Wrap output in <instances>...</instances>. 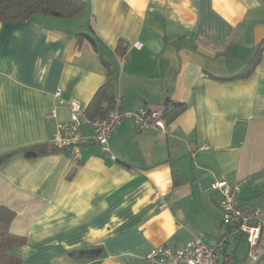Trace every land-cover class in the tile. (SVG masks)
<instances>
[{
	"label": "crops",
	"instance_id": "1",
	"mask_svg": "<svg viewBox=\"0 0 264 264\" xmlns=\"http://www.w3.org/2000/svg\"><path fill=\"white\" fill-rule=\"evenodd\" d=\"M83 1L70 18L0 22V151H16L0 163V205L15 212L9 254L21 264H148L151 249L200 238L222 241L226 264H264V244L253 258L223 223L213 187L238 186L239 206L260 208L264 221V51L248 77L228 79L264 39V0ZM109 71L122 110L185 109L165 133L121 120L108 152L56 149L66 101L86 108ZM38 143L55 150L19 151ZM93 245L98 256H71Z\"/></svg>",
	"mask_w": 264,
	"mask_h": 264
},
{
	"label": "built area",
	"instance_id": "2",
	"mask_svg": "<svg viewBox=\"0 0 264 264\" xmlns=\"http://www.w3.org/2000/svg\"><path fill=\"white\" fill-rule=\"evenodd\" d=\"M138 47L139 44L135 43ZM59 103L60 89L55 91ZM68 118L58 122L51 142L60 149L76 153L81 145L96 143L105 152L109 151L108 138L115 126L125 118H132L138 130L153 129L166 132V122L161 110L143 107L136 111L122 110L114 98L111 109L103 118L91 119L85 106L76 99L66 101ZM55 115V111H51ZM220 191L219 205L223 223L235 227L246 237L252 257L257 256V246L264 244V221L261 209H242L237 201L238 186L231 185L226 179L213 184ZM223 242L210 245L200 238L186 242L178 248L159 246L151 249L145 256L148 264H226L223 258Z\"/></svg>",
	"mask_w": 264,
	"mask_h": 264
},
{
	"label": "trees",
	"instance_id": "3",
	"mask_svg": "<svg viewBox=\"0 0 264 264\" xmlns=\"http://www.w3.org/2000/svg\"><path fill=\"white\" fill-rule=\"evenodd\" d=\"M86 8L83 0H0V22H18L31 18L35 14H44L59 18H70ZM77 39L88 38L92 44L94 40L85 33H77ZM264 51V39H261L253 48V52L247 65L237 74L228 79H241L248 77L255 69ZM119 54L122 50L117 48ZM114 75L108 72L107 79L94 93L86 107V114L91 119L103 118L114 103V95L111 93ZM185 109V103L170 101L162 109L166 122L175 118ZM46 143L32 144L19 149L27 157L36 156L53 151ZM60 149V148H56ZM55 150V149H54ZM14 150L0 151V163L13 154ZM15 212L8 207L0 205V264H21V261L9 254L8 247L13 240L9 232V224L14 218ZM102 250L101 245L83 247L71 252L74 257H96Z\"/></svg>",
	"mask_w": 264,
	"mask_h": 264
}]
</instances>
